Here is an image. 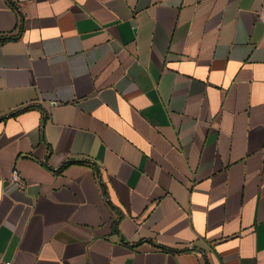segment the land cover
<instances>
[{"label":"crops","instance_id":"1","mask_svg":"<svg viewBox=\"0 0 264 264\" xmlns=\"http://www.w3.org/2000/svg\"><path fill=\"white\" fill-rule=\"evenodd\" d=\"M262 6L0 0V264H264Z\"/></svg>","mask_w":264,"mask_h":264},{"label":"built area","instance_id":"2","mask_svg":"<svg viewBox=\"0 0 264 264\" xmlns=\"http://www.w3.org/2000/svg\"><path fill=\"white\" fill-rule=\"evenodd\" d=\"M258 19L264 24V6H262L259 11H258ZM11 181L14 185H16L19 189H23L24 185L21 181V178L19 176V174L14 171L12 173V178Z\"/></svg>","mask_w":264,"mask_h":264}]
</instances>
